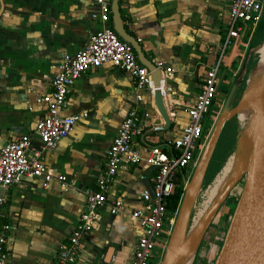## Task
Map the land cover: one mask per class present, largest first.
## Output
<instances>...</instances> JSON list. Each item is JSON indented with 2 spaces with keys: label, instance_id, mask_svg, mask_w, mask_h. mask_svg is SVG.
Masks as SVG:
<instances>
[{
  "label": "crops",
  "instance_id": "0c3cea01",
  "mask_svg": "<svg viewBox=\"0 0 264 264\" xmlns=\"http://www.w3.org/2000/svg\"><path fill=\"white\" fill-rule=\"evenodd\" d=\"M228 6L229 0L119 1L125 29L137 39L145 57L172 70L163 96L169 128L154 132L164 120L153 96L136 90L127 73L104 64L77 78L61 114L87 113V117L44 153L53 179L45 188L41 178L21 176L7 190L5 221L10 231L5 264L54 263L58 247L78 221L85 196L104 167L107 148L137 94L143 97L140 107L144 116L132 149L144 153L181 135L191 102L216 61L228 24ZM97 11L95 0H0V147L25 134L31 136L33 144H39L34 126L47 106L36 99L51 90V78L62 58L84 47L89 35L99 29L91 17ZM263 41L264 13L252 38H237L225 53L222 79L207 121L230 94L233 70L244 63L246 70L249 52H256ZM152 172L145 162L131 164L127 155L122 157L108 198H120L124 210L114 215L108 207L101 211L74 264H103L106 257L110 259L107 264H131L140 227L130 212L142 206L139 194L146 189L145 180L152 185ZM169 225L167 220L155 243L152 264L162 261Z\"/></svg>",
  "mask_w": 264,
  "mask_h": 264
},
{
  "label": "built area",
  "instance_id": "2783aa9c",
  "mask_svg": "<svg viewBox=\"0 0 264 264\" xmlns=\"http://www.w3.org/2000/svg\"><path fill=\"white\" fill-rule=\"evenodd\" d=\"M95 2L98 11L91 17L99 23V29L89 35L84 47L62 58L51 78V90L36 99L47 106L34 126L39 144H33L31 136L25 134L14 137L0 147V264H5L7 259L6 245L10 231V224L5 221L7 190L21 176L32 180L41 178L42 186L46 188L53 176L45 164L44 153L55 148L81 119L87 117V113L61 114L67 107V93L74 81L90 70L109 64L114 69L127 73L136 90H146L151 96L159 90L162 97L167 92L165 83L172 77V70L160 61L154 62L155 69L160 70L161 74L159 86L156 87L151 80V71L138 61L131 45L123 42L113 31L110 24V0ZM263 13L264 0H229L228 24L218 46L216 61L206 72L199 91L191 102L188 121L178 138L170 139L164 146H151L144 153L132 149L133 137L139 133L144 116L140 107L143 97L136 95L135 104L123 117L107 148L104 167L96 178L94 187L85 196L78 221L58 247L53 264H74L77 261L81 247L98 224L103 209L108 207L112 215L124 210L123 201L120 198L109 200L108 191L118 175L120 161L126 155L131 164L145 162L153 169V196L147 189H143L139 194L142 206L130 212L140 227L131 264H152L155 243L165 222H173L169 217L172 214L166 207L165 198L174 192L178 177L184 191L214 126L215 118L207 121L205 126L204 119L216 98L225 53L237 38H252ZM61 180L63 179H60V183L65 185Z\"/></svg>",
  "mask_w": 264,
  "mask_h": 264
},
{
  "label": "water",
  "instance_id": "95a60500",
  "mask_svg": "<svg viewBox=\"0 0 264 264\" xmlns=\"http://www.w3.org/2000/svg\"><path fill=\"white\" fill-rule=\"evenodd\" d=\"M119 1L120 0H110L112 29L123 42L131 45L136 53L138 61L151 71V80L153 84L158 87L161 77L160 70L155 69L154 64L145 57L137 39L125 29L119 11ZM250 53L251 51L249 54ZM244 71L245 63L242 66L239 77ZM232 94L233 89L229 97H231ZM153 101L159 115L164 120V125L155 128L154 132L164 131L169 128L170 122L166 108L164 107L163 97L159 90L154 92ZM240 102L241 100L234 108L223 111L217 121H215L199 161L184 187L177 209L172 238L182 223L187 222L188 215L194 203V189L207 173L219 137L227 122L237 116ZM212 105L205 114L204 126L210 115ZM243 177L244 180L241 192L229 219L219 252L213 264H264V110L257 135L250 151L247 167L237 177L227 183L216 202L205 212L197 226V233H199V229H201V233L205 231V223L211 218L214 212L219 209L224 198L230 194L231 190ZM144 185L150 195L153 196L151 183L145 180ZM180 253V249L174 248L171 245V250H166L160 264H175ZM109 260L110 259L106 257L103 260V264H107Z\"/></svg>",
  "mask_w": 264,
  "mask_h": 264
},
{
  "label": "rangeland",
  "instance_id": "374dc122",
  "mask_svg": "<svg viewBox=\"0 0 264 264\" xmlns=\"http://www.w3.org/2000/svg\"><path fill=\"white\" fill-rule=\"evenodd\" d=\"M261 36H263V34ZM249 55L251 57L249 59L247 69L243 72L240 77L239 75L242 68L236 67L233 70L231 76L232 80L234 81L231 87L233 89V94L230 98L229 93L226 94L227 97L224 96L225 98L223 99L219 107H217V110L214 113L215 121H217L218 117L223 111L234 108V106L241 100L246 86L248 74L251 69L255 68L254 66L258 65L260 61V58L258 57V54L255 51H251ZM243 120V115H241L240 117L237 115L236 117L228 121L225 125L222 134L219 137L217 146L214 150L213 157L211 159L207 173L205 174L203 180L194 189V203L187 218L186 232H188L190 228L194 225V223L197 221V219L200 217L202 218L205 212L211 207V205L216 202V200L212 202H207L206 191L216 174L220 171L225 161L236 148L237 136L238 134L240 135ZM187 175H189V172H187ZM243 180L244 177L238 181L232 192H230V194L226 196V198H224L219 209L215 211L211 218L205 223V231L201 233V229H199V241L195 249L191 264H213L219 252L224 237V231H226V228L229 223L228 221L234 211L239 194L241 192ZM176 215L177 211L176 213H172V215L170 216V219H172L173 222L168 227V234L166 237L165 245L166 247L163 256L166 250H171V241L172 234L174 232Z\"/></svg>",
  "mask_w": 264,
  "mask_h": 264
},
{
  "label": "bare ground",
  "instance_id": "6f19581e",
  "mask_svg": "<svg viewBox=\"0 0 264 264\" xmlns=\"http://www.w3.org/2000/svg\"><path fill=\"white\" fill-rule=\"evenodd\" d=\"M256 52L260 61L248 74L237 110L239 117L244 116L240 135L237 136L238 145L208 187L206 191L207 202L217 200L227 183L247 167L250 151L264 110V41ZM200 221L201 217L197 219L188 232H186V223H182L174 234L171 245L181 251L175 264H191L199 241V234L196 229Z\"/></svg>",
  "mask_w": 264,
  "mask_h": 264
},
{
  "label": "trees",
  "instance_id": "16d2710c",
  "mask_svg": "<svg viewBox=\"0 0 264 264\" xmlns=\"http://www.w3.org/2000/svg\"><path fill=\"white\" fill-rule=\"evenodd\" d=\"M176 187L174 192L165 198L166 200V207L168 211L172 214L177 210L178 204L180 203L182 194H183V189L180 184V177L176 179Z\"/></svg>",
  "mask_w": 264,
  "mask_h": 264
}]
</instances>
